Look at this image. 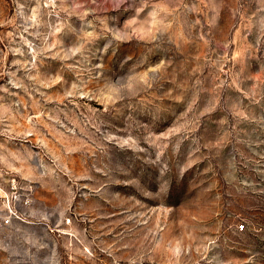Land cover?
<instances>
[{
    "label": "rangeland",
    "instance_id": "obj_1",
    "mask_svg": "<svg viewBox=\"0 0 264 264\" xmlns=\"http://www.w3.org/2000/svg\"><path fill=\"white\" fill-rule=\"evenodd\" d=\"M0 170V264H264V0H0Z\"/></svg>",
    "mask_w": 264,
    "mask_h": 264
},
{
    "label": "built area",
    "instance_id": "obj_2",
    "mask_svg": "<svg viewBox=\"0 0 264 264\" xmlns=\"http://www.w3.org/2000/svg\"><path fill=\"white\" fill-rule=\"evenodd\" d=\"M3 173L8 171L0 170V176ZM33 193V186L26 180L11 175L5 183L0 177V251H7L11 247V233L17 225L37 223L23 210L25 206L31 205ZM67 221H71L70 217ZM244 227L245 225L241 224L240 229Z\"/></svg>",
    "mask_w": 264,
    "mask_h": 264
}]
</instances>
